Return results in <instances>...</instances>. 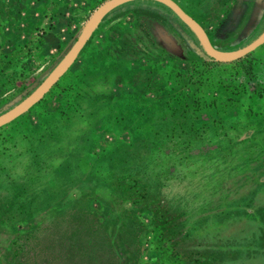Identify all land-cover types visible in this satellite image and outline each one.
Instances as JSON below:
<instances>
[{
  "label": "rangeland",
  "instance_id": "1",
  "mask_svg": "<svg viewBox=\"0 0 264 264\" xmlns=\"http://www.w3.org/2000/svg\"><path fill=\"white\" fill-rule=\"evenodd\" d=\"M103 1L0 0V114L19 103L40 84L73 43L92 11ZM173 1L202 27L210 44L219 51L229 52L244 46L264 28V0ZM132 26H135V36L132 37L129 32L128 38L121 42L122 52L135 53V44L141 42L151 54L159 57L158 76L162 78L161 82L166 80L169 84V72L192 68L198 78L191 83L198 88L185 87L183 95L201 99L200 102L206 106L203 109L215 104L218 112L213 115L221 120L215 125L212 114L207 119V114L202 112L200 118L204 125L188 128L181 137L182 143L158 146L167 162L163 170H159L157 200L148 196L145 205L140 206L150 205L152 210L162 211L169 205L164 195L184 194L185 198L188 197L186 208L200 202L204 204V213L197 215L196 225L200 227L194 235L189 234L193 236L185 244L199 240L207 251H219L221 255L216 264H264V189L256 195L263 200L255 205L250 203L252 209L257 207V214L252 217L242 214L221 216L226 211V203L222 202L219 193L200 196L198 202L194 200L198 197H190L189 193L193 185L202 184L200 182L204 177L200 176H206L204 173H209L206 179L221 171L220 158L229 155L233 149L249 150L254 154L264 149L261 143L264 134V42L234 61H215L203 52L192 32L168 8L151 0H131L106 12L71 64L47 92L27 111L0 126V145H5L7 150L17 145L11 144L14 139L19 141L23 138L25 141L26 136L36 139L42 135L40 145L33 143L39 154L38 170L36 166L31 168L28 187L24 186L20 199L16 198L27 201V206L17 209L15 204L19 201H14L15 204L8 208L7 198V206L2 211L0 264H6L2 260L4 255L8 259V230L28 227L34 223L30 222L34 217V220L40 219L53 208L55 196L46 193L44 187L54 189L60 182V176L67 178L72 175L74 182L66 198L90 193V206L107 214V205L114 198L109 188L117 179L108 175L105 165L100 162L102 149L111 150L117 141L127 144L138 132L150 135L155 141H163L167 126L161 124L164 121L158 100L168 88L162 87H152L149 93L139 98L127 85H113V96L108 103L94 113L84 114L82 118L74 114L76 121L69 130L59 124L65 123L69 116L59 112L58 122L49 126V114L57 113L63 89L68 84H74V73L82 68L91 51L99 47L100 41L110 31L114 36L119 34L122 37ZM130 57L138 60L134 54ZM212 98L215 99L213 104L206 103ZM49 129L59 130V140L53 145L49 141L45 143ZM247 135L253 141L239 147ZM74 140L78 141L77 148L67 157ZM179 149L182 151L178 152ZM179 153L183 154L184 160H176ZM172 154L174 158L170 156ZM230 157L227 156L226 160ZM62 161L69 164L70 175L66 176L67 165L65 162L60 164ZM55 168H58L57 172ZM227 171L230 173L232 170L228 167ZM191 172H196V175ZM92 178L95 179L94 188ZM252 185L249 184L250 187ZM141 187L142 183L137 182L134 189ZM159 195L163 201L158 199ZM28 198L31 199L29 202ZM23 208L25 215L15 211ZM138 218L148 223L147 212L141 213ZM188 221L193 224L196 217L190 216ZM48 222L44 221V229L52 226ZM152 229L141 232L140 242L134 245V249H138L134 250L138 255L136 264H189L186 258L184 261L168 253L163 258L158 251L157 233ZM170 237L172 250H175L176 242L183 245V237L176 241L175 236Z\"/></svg>",
  "mask_w": 264,
  "mask_h": 264
},
{
  "label": "trees",
  "instance_id": "2",
  "mask_svg": "<svg viewBox=\"0 0 264 264\" xmlns=\"http://www.w3.org/2000/svg\"><path fill=\"white\" fill-rule=\"evenodd\" d=\"M134 27L132 26L128 34L122 37L119 34L114 36L110 31L109 35L100 41L99 47L91 51L83 62L82 68L74 73V84H68L63 89L57 113L49 114L51 120L49 126L58 122L59 112L69 116L66 118V124L59 123L69 130L76 121L73 118L74 114L82 118L84 114L94 113L108 103L113 96L111 91L113 85L123 83L132 88L134 96L139 98L149 93L152 87L155 89L162 87L168 88L161 93L162 97L158 95L160 97L158 104L162 111L161 118L164 121L161 124L167 126L163 141H155L150 135L138 132L127 144L117 141L118 143L116 142L117 144L115 143L111 150L102 149L99 160L102 165H105L107 174L117 179L116 183L109 188L114 198L107 205L109 210L107 214L98 212L90 206L92 200L89 197L90 193H83V195L80 193L77 197L66 198L69 188H72L74 176L70 175L69 164L62 161L60 164L65 162L67 165L66 176H70L67 178L60 176V182L54 189L50 187L43 189L46 193L55 196L53 208L40 219L34 220L35 217H31L33 219L30 222L34 223L28 227L8 230V259L5 255L2 257L6 264H136L138 255H135L134 250L138 249H134V245L140 242V233L148 228H153L152 230L157 233L158 251L163 258L164 254L168 253L184 261L186 258L189 264L219 262L220 252L211 249L207 251L198 242L199 240L185 244L200 227L196 223L199 219L197 215L204 213L203 203L186 208L188 197L185 198L184 194H171L164 195V200L169 205H166L162 211L152 210L150 205L143 208L140 206L145 205L148 196H153L157 200L156 194L160 185L159 170H163L167 162L162 157V150L158 146L182 143L181 137L187 133L188 128L204 125L200 118L202 112L207 114V119L211 118L212 114L215 125L218 122L220 124L221 120L213 115L218 110L213 104L214 98L206 102L214 106L203 109L206 106L200 102L201 99L183 95L182 89L185 87L198 88L191 83L198 78L192 68L187 71L169 72L171 76L169 84L166 80L161 82L162 78L158 76L156 68L159 57L151 54L148 48L140 44L141 42L135 44V53H133L137 61L130 57L133 54L122 52L121 42L128 38L129 32L132 37L135 36ZM183 115H185L184 118ZM213 121L211 120V123ZM58 131L47 130L49 137H46L45 143L49 141L53 145L58 142ZM175 131L176 134H174ZM41 136L38 135L36 139L26 136L25 141L23 138L21 140L19 138V141L14 139L11 144L17 145L8 147V150L4 147L5 145H0V223L2 211L7 206V198L8 208L14 201H19L17 204L14 203L17 209L27 206V201L16 200V198L20 199L22 188L28 187L31 168L39 165V154L33 143L39 144ZM13 137L16 136L11 138ZM246 137L247 139L241 142L239 147L253 141L251 137L248 138V135ZM261 140L264 145V134ZM77 145V140L71 143L67 157L77 148ZM181 151V149L178 150V152ZM50 154H52L51 151ZM256 154L249 150L233 149V152L227 155H231L228 161L227 156L220 158L221 166H223L221 171L213 173L206 179L209 173H204L206 176H200L204 177L200 182L202 184H195L193 188H190V197H198L194 199L198 202L200 196L219 193L222 202L226 203V211L221 216L242 214L252 217L256 215L257 207L254 206L252 209L250 206L259 204L263 200L256 195L264 191V149L256 151ZM170 156L175 157L173 154ZM184 159L182 153L176 155V160ZM228 167L232 170L230 173H227ZM36 169L38 170L37 166ZM55 171L57 172L58 168H55ZM191 174L196 175V172ZM228 181L232 182L229 185L224 184ZM137 182L142 183L140 189H134ZM249 184L250 186L253 184L252 187ZM91 185L92 188L96 187L94 178L91 180ZM231 185L234 186L230 187ZM158 199L163 201L160 195ZM30 200L28 198V202ZM24 209L15 211L25 215ZM144 212L148 213L147 224L138 218V215ZM197 212L198 214H195ZM190 216L196 217L193 224H189ZM43 219L45 222L48 220L49 224L52 223V226L44 229ZM191 233L193 235H189ZM171 235L175 236V241L183 237L184 239L181 240L183 245L176 242L175 250H172ZM31 244H35L34 247H30Z\"/></svg>",
  "mask_w": 264,
  "mask_h": 264
},
{
  "label": "water",
  "instance_id": "3",
  "mask_svg": "<svg viewBox=\"0 0 264 264\" xmlns=\"http://www.w3.org/2000/svg\"><path fill=\"white\" fill-rule=\"evenodd\" d=\"M131 0H105L98 5L90 14L80 32L76 36L73 43L70 45L65 54L53 67V69L46 75V77L40 82V84L33 89L24 99L19 103L0 114V126L12 121L19 115L27 111L33 104H35L54 84V82L62 75V73L71 64L77 53L90 36L91 32L96 27L97 23L113 7L128 2ZM158 2L168 8L177 19L183 23L195 36L203 52L210 58L219 62H230L243 57L245 54L251 52L256 47L264 42V28L263 30L249 43L242 47H239L233 51L225 52L219 51L213 48L210 44L202 27L186 12H184L180 6L173 0H151Z\"/></svg>",
  "mask_w": 264,
  "mask_h": 264
},
{
  "label": "flooded vegetation",
  "instance_id": "4",
  "mask_svg": "<svg viewBox=\"0 0 264 264\" xmlns=\"http://www.w3.org/2000/svg\"><path fill=\"white\" fill-rule=\"evenodd\" d=\"M179 5V4H178ZM180 6V5H179ZM180 8L184 11L183 7L180 6ZM185 12V11H184Z\"/></svg>",
  "mask_w": 264,
  "mask_h": 264
}]
</instances>
